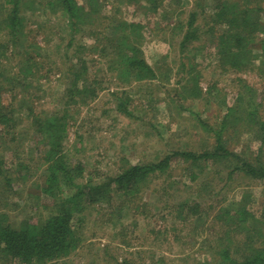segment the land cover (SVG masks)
I'll return each mask as SVG.
<instances>
[{
    "label": "rangeland",
    "instance_id": "rangeland-1",
    "mask_svg": "<svg viewBox=\"0 0 264 264\" xmlns=\"http://www.w3.org/2000/svg\"><path fill=\"white\" fill-rule=\"evenodd\" d=\"M59 1L21 0L19 37L10 42L0 32V66L6 79L2 100L12 106L18 124L11 141L9 131L0 130L1 221L17 228L47 215L43 196L38 198L36 191L43 180L39 153L44 142L33 132L32 121L63 109L68 113L66 159L83 165L86 180L99 181L128 165L156 162L171 151L207 149L214 139L210 128H217L228 107L242 118L225 133L230 134L231 150L241 156L257 154L260 142L252 118L264 119V68L227 71L219 65L207 36L186 49L185 57L180 53L189 13L196 11L197 23L202 24L217 0H76L81 7L91 4L95 13L84 11L82 23L74 30ZM131 22L142 25L139 47L156 70V78H138L133 73L117 77L108 68L109 55L103 53L109 50V41L121 34L119 25ZM29 57L35 63L31 74L23 68ZM181 60L191 70L184 71ZM78 61L86 62L88 74L100 87L87 105L64 103L71 79L68 69ZM194 79L198 92L184 90L186 84L192 87ZM235 164V160L229 163ZM230 169L225 162L194 166L173 162L165 174L142 186L132 205L136 210H128L129 205L89 207L79 226L80 248L49 264H151L158 258V264H177L179 259L182 264L199 263L196 259L204 251L197 252V247L217 224L213 217L220 207L240 201L241 194L248 192L245 202L251 200L248 208L259 215L263 183ZM4 176L11 179L9 185L4 184ZM193 207L196 214H191ZM0 264L12 263L0 257Z\"/></svg>",
    "mask_w": 264,
    "mask_h": 264
},
{
    "label": "trees",
    "instance_id": "trees-1",
    "mask_svg": "<svg viewBox=\"0 0 264 264\" xmlns=\"http://www.w3.org/2000/svg\"><path fill=\"white\" fill-rule=\"evenodd\" d=\"M21 3V0H0V32L3 31V36L10 42L19 37L22 27ZM58 3L73 20L70 24L73 30L82 23L84 11L88 10L87 15L95 13L91 4L81 7L76 0H60ZM3 4L8 8L3 9ZM208 13L202 24L197 23L196 11L189 13L179 42L182 56H186V49L194 46L201 37L207 36L219 65L227 71H262L264 0H217ZM119 26L121 34L109 41V50L103 53L105 56L109 55L106 61L109 70L116 73L117 77L123 73H133L138 78H156V70L147 63L139 47L143 39L141 23L131 22ZM33 64L30 63V57L27 58L23 65L24 71L31 74ZM188 64L181 60L184 71L191 70L187 69ZM85 65V61H78L68 69L71 79L68 82L69 88L65 91L64 103L87 105L100 90V87L97 88L98 82L88 74ZM1 71L0 66V130L9 131L11 141L15 139L18 124L12 106L3 104L6 79ZM197 83L194 79L192 87L186 84L183 89L198 92ZM257 107L258 104L253 106V113ZM232 110V107L226 108L217 128H210L214 139L207 149L198 153L171 151L156 162L128 165L114 175L98 179L99 181L84 179L83 165L70 164L66 159L64 137L68 126L67 111L63 109L54 116L36 118L32 121L36 127L33 132L44 142L43 150L39 153V159L44 164L43 180L36 191H39L38 198L43 196L42 206L47 209V215L36 221L24 222L17 228L0 220V257L12 264H49L69 257L80 248L82 233L79 226L89 207L100 205L115 209L118 205V209H121L124 205H129L128 210H136L132 205L142 186L152 178L165 174L170 164L178 160L189 162L193 166L200 162H225L228 168H232L230 173L234 169L246 178L264 185V119L258 116L252 118V124L256 127L253 133L260 142L257 154L241 156L231 150L228 143L230 134H225L228 133L227 130L232 131L234 124L242 119ZM2 159L0 156V176L4 172L1 170ZM232 160L236 161L234 166L229 165ZM17 167L22 168L24 165L18 164ZM10 180L4 176V184L9 185ZM249 196L248 192H243L240 201L231 200L220 207L213 217L217 224L208 229V238L203 239L205 243H200L199 248L197 247V252L204 251L202 258L196 259L199 262L197 264H264V198L258 202L259 215L256 216L248 208L251 200L245 202ZM190 211L191 214L197 212L195 207ZM111 214L113 213L110 212L109 215ZM119 244L125 246L126 243L119 241ZM160 261L158 258L151 264H158ZM178 262L182 264V259Z\"/></svg>",
    "mask_w": 264,
    "mask_h": 264
}]
</instances>
